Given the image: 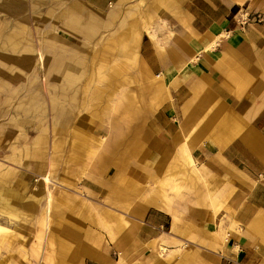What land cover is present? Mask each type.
Wrapping results in <instances>:
<instances>
[{"label":"rangeland","instance_id":"obj_1","mask_svg":"<svg viewBox=\"0 0 264 264\" xmlns=\"http://www.w3.org/2000/svg\"><path fill=\"white\" fill-rule=\"evenodd\" d=\"M117 1L106 9L116 16L136 4ZM53 2L0 0V264H178L174 254H200L143 244L139 210L151 197L165 210L199 202L203 171L191 147L206 118L185 122L179 85L153 89L137 83L135 62L126 70L105 61L103 36L92 44L89 83L60 78L62 44L39 19ZM77 66L76 77L86 63ZM85 247L102 261L78 255ZM195 254L185 264H204Z\"/></svg>","mask_w":264,"mask_h":264},{"label":"crops","instance_id":"obj_2","mask_svg":"<svg viewBox=\"0 0 264 264\" xmlns=\"http://www.w3.org/2000/svg\"><path fill=\"white\" fill-rule=\"evenodd\" d=\"M114 1L56 0L50 4L55 9L47 5L45 14L41 11L45 35L56 30L62 44L55 51L60 78L89 83L92 44L103 36L105 61L119 60L126 70L128 61L135 62L137 83L153 89L160 83L179 85L174 97L183 99L185 122L206 118L190 155L202 165L199 202H185L183 208L169 204L165 210L146 199L139 210L141 241L157 240L167 252L177 246L200 251L174 254L178 264L193 254L204 264H264V20L239 31L233 19L239 6L264 13V0H136L120 16L106 11ZM224 31H231L229 38L220 37ZM160 32L164 41L159 42ZM47 46L41 42L42 51ZM77 63L86 66L76 77ZM222 230L231 231L225 240ZM96 253L78 250L81 257L102 261ZM150 256L157 258V252Z\"/></svg>","mask_w":264,"mask_h":264},{"label":"built area","instance_id":"obj_3","mask_svg":"<svg viewBox=\"0 0 264 264\" xmlns=\"http://www.w3.org/2000/svg\"><path fill=\"white\" fill-rule=\"evenodd\" d=\"M235 29L244 31L249 25L261 23L264 20V13L250 10L247 6H239L233 15ZM231 31H224L220 36L222 39L229 38ZM218 42V40H217Z\"/></svg>","mask_w":264,"mask_h":264},{"label":"bare ground","instance_id":"obj_4","mask_svg":"<svg viewBox=\"0 0 264 264\" xmlns=\"http://www.w3.org/2000/svg\"><path fill=\"white\" fill-rule=\"evenodd\" d=\"M217 44V41H213L212 43H210V45H209V49L210 48H212V47H214L215 45ZM213 49V48H212ZM210 121V120H209ZM212 121V120H211ZM210 121V122H211ZM210 122H208V123H210ZM207 124V123H206ZM206 127V126H205ZM210 128H211V126H209ZM207 130V129H206ZM210 130V129H209ZM211 131V130H210ZM47 182L49 181V180H47V179H45ZM50 182V181H49ZM62 186V185H61ZM149 199V198H148ZM146 201V200H145ZM148 202H150V201H148ZM146 203V202H145ZM156 207V206H155ZM85 255H87V256H89V255H91L89 252H85L84 253ZM97 255V253L95 254V256ZM98 256H100V255H98ZM97 259H99V258H97ZM102 260V259H101Z\"/></svg>","mask_w":264,"mask_h":264}]
</instances>
